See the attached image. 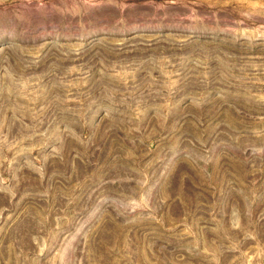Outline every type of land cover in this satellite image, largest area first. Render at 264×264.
I'll use <instances>...</instances> for the list:
<instances>
[{
	"label": "rangeland",
	"instance_id": "374dc122",
	"mask_svg": "<svg viewBox=\"0 0 264 264\" xmlns=\"http://www.w3.org/2000/svg\"><path fill=\"white\" fill-rule=\"evenodd\" d=\"M0 264H264V0H0Z\"/></svg>",
	"mask_w": 264,
	"mask_h": 264
}]
</instances>
